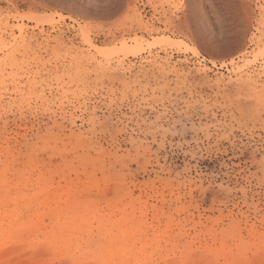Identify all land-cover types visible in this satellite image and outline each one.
Instances as JSON below:
<instances>
[{
    "label": "rangeland",
    "instance_id": "rangeland-1",
    "mask_svg": "<svg viewBox=\"0 0 264 264\" xmlns=\"http://www.w3.org/2000/svg\"><path fill=\"white\" fill-rule=\"evenodd\" d=\"M121 2L134 16L154 20L156 34L148 35L157 45L168 43L166 50L154 46L151 59L172 61L198 82H238L251 91L255 97L252 102L259 107V89L264 81V0H239L232 54L215 59L203 52L199 57L190 55L189 47L200 50L192 38L180 51L181 37L162 30V18L169 12L163 7L166 0ZM37 3L0 0V111L19 103L26 91L35 93L36 84L22 70L18 54L37 40L46 46L41 54L51 58L50 67H59L69 84L76 71L74 48L81 52L89 45L109 49L115 68L135 64L141 53H135L134 46L138 40L147 43L138 25L121 22L123 12L110 13L107 19L92 17L105 31L102 37L86 36L81 32V22L87 24L89 20L78 14L77 0H55L56 7L39 10L33 7ZM156 3L161 7L156 8ZM203 35L205 39L211 37V24L205 26ZM57 39L66 45L60 52L55 49ZM45 89L55 95L48 83L39 90ZM66 91L71 92V88ZM50 99L40 102L45 104ZM87 115V108L78 113L71 109L68 132L38 147L17 134L23 130L10 128L5 132L0 128V264H32L40 248L47 250L45 258L50 264H186L194 259L208 264H261L264 236L258 209L251 216L244 215L242 238L234 235L230 217L211 209L210 200L206 211L179 219L175 226L163 214L141 211L137 199L145 177L141 174L126 183L116 156L106 159V153L94 151L87 139L79 138L80 125L88 136ZM259 136L257 123L253 144L258 145ZM260 159L257 154L251 162L255 175L260 174Z\"/></svg>",
    "mask_w": 264,
    "mask_h": 264
},
{
    "label": "snow or ice",
    "instance_id": "snow-or-ice-1",
    "mask_svg": "<svg viewBox=\"0 0 264 264\" xmlns=\"http://www.w3.org/2000/svg\"><path fill=\"white\" fill-rule=\"evenodd\" d=\"M33 7L54 8L56 3L38 0ZM155 7L161 5L156 3ZM163 7L169 12L160 27L181 37L180 51L192 38L200 50L189 47L190 55L199 57L203 52L215 59L232 54L239 0H166ZM77 12L89 20L87 24L81 22V32L101 37L104 25L91 18L107 19L110 13L123 12L121 22L138 25V31L147 37V43L138 40L134 46L135 53H141L138 60L131 66L114 68L109 49L89 45L81 52L74 48L76 71L69 84L59 67H50L51 58L41 54L46 46L37 40L18 54L22 70L36 84L35 93L26 91L19 103L0 111V128L5 132L10 128L23 130L17 134L38 147L68 132L71 109L78 113L87 108L84 122L88 136L80 125L79 138L87 139L94 151L106 153V159L116 156L126 183L143 174L145 180L137 199L141 211L163 214L175 226L179 219L194 218L197 212L206 211L210 200L211 209L230 217L234 235L242 238L244 215L251 216L258 209L264 236V81L257 107L251 91L238 82H198L172 61L151 59L154 46L166 50L168 43L157 45L151 39L156 34L154 20L134 16L121 0H77ZM207 24L212 27L209 39L203 35ZM65 46L57 39V52ZM172 47L175 50L176 46ZM44 83L52 86L55 95L47 89L40 92ZM49 96L47 103L40 102ZM257 123L258 145L252 143ZM257 154L261 157L259 175L251 167ZM47 254L46 249H38V258L32 264H50ZM186 264L208 262L194 259Z\"/></svg>",
    "mask_w": 264,
    "mask_h": 264
},
{
    "label": "bare ground",
    "instance_id": "bare-ground-1",
    "mask_svg": "<svg viewBox=\"0 0 264 264\" xmlns=\"http://www.w3.org/2000/svg\"><path fill=\"white\" fill-rule=\"evenodd\" d=\"M38 22V21H37ZM167 41H170V39L169 38H167Z\"/></svg>",
    "mask_w": 264,
    "mask_h": 264
}]
</instances>
